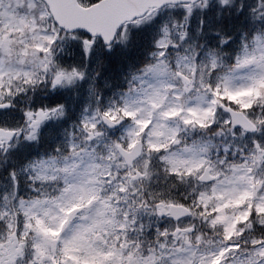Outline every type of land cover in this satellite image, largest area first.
Here are the masks:
<instances>
[{
    "label": "snow or ice",
    "instance_id": "1",
    "mask_svg": "<svg viewBox=\"0 0 264 264\" xmlns=\"http://www.w3.org/2000/svg\"><path fill=\"white\" fill-rule=\"evenodd\" d=\"M0 264H264V0H0Z\"/></svg>",
    "mask_w": 264,
    "mask_h": 264
}]
</instances>
